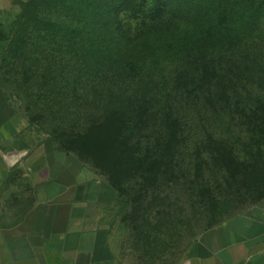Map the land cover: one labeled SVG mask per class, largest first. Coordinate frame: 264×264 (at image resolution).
Instances as JSON below:
<instances>
[{"label":"trees","instance_id":"trees-1","mask_svg":"<svg viewBox=\"0 0 264 264\" xmlns=\"http://www.w3.org/2000/svg\"><path fill=\"white\" fill-rule=\"evenodd\" d=\"M227 2L195 0V5L182 7L180 20H175L192 24V46L188 49L184 45L188 43H184L169 55L158 57L145 45L126 47L125 43L134 37L122 27L112 24L105 30L101 24L97 26L98 13L94 9L101 5L100 0H28L17 16L13 36L2 46L0 58L10 59L11 55L23 71H34L39 76L35 95L28 100V111L32 107L39 109L41 118L47 112L59 122L63 136L105 143L103 158L130 169L123 178L108 171L102 173V179L117 194L125 190L123 196L134 207L136 192L147 195L153 189L154 195H160L154 183L158 176L177 177L176 172L186 160L202 156L200 146L216 140L215 131L210 134L205 124L209 113L200 108L202 96L212 95L211 88L210 93H202L203 86H212L217 80V94L224 97L226 90L233 88L237 96L238 88H245L248 81L264 79V0ZM165 6L150 3L147 16ZM102 12L111 15L108 5ZM216 43L224 51L218 69L212 64ZM198 46L203 49L194 51ZM149 59L154 70L147 74L143 66ZM2 67L3 64L0 70ZM153 77H162L164 82L143 81ZM263 88L259 87L260 92L247 89L249 102L236 99L238 105L246 104V128L241 126V130L233 132L235 146H252L264 139V112L254 114H258L256 106L261 102ZM30 124L33 126L34 120ZM89 160L104 171L97 159ZM194 169L188 177L184 175L187 181L198 171ZM120 198L116 195L115 201ZM33 200L34 191L32 201L16 223Z\"/></svg>","mask_w":264,"mask_h":264},{"label":"rangeland","instance_id":"rangeland-1","mask_svg":"<svg viewBox=\"0 0 264 264\" xmlns=\"http://www.w3.org/2000/svg\"><path fill=\"white\" fill-rule=\"evenodd\" d=\"M27 1L0 0V52L2 46L6 44V39L13 36L17 16L21 14ZM100 1L101 5L94 9L98 13L95 18L96 25L101 24L105 30H109L112 24L116 27L118 25L130 32L134 39L125 43L128 48L145 45L147 51L157 52L158 57H162L169 55L171 50L184 43H188L184 44L188 49L192 46L190 41L193 37V31L190 30L192 24L187 25L178 20L181 17L182 7L195 5V0ZM155 1L167 6L161 8L158 13L152 12L147 16L149 13L146 10L147 5ZM232 1L228 0L229 3ZM140 2H144V5ZM90 4L92 5V2ZM106 5L111 10V15L102 12ZM101 14L104 17L100 18ZM97 47L101 49V45ZM197 48L194 47V51L203 49L201 46ZM214 51L212 64L213 68L218 69L224 51L220 44L216 45ZM1 64L3 67L0 70V85L7 100L25 115L29 123L34 120L35 124L32 127L38 131L41 139L53 141L58 149H65L75 158L80 155L82 162L77 159L86 171L101 179L102 173L108 171L120 178L130 171L129 168L122 165L115 166L113 162L103 158L102 145L105 143L99 144L92 138L81 136L68 137L66 134L63 136L61 129L58 128L59 122L47 112L43 113L41 118L39 109L32 107L28 111V100L35 95L39 76L37 74L35 76L34 71H23L18 60L11 55L10 59L0 58ZM143 68L148 74V71L154 70V64L150 59L146 60ZM155 72L153 74L156 76ZM158 79L145 78L143 81L151 84L164 82L162 77ZM175 83L183 82L176 80ZM217 83L218 81L215 80L212 86L201 88L202 93L203 91L210 93V88L212 91L211 96L210 94L202 96L200 108L208 111L209 117L206 118L205 124L209 133L215 131L216 138L210 144L200 146L202 156L197 160H186L185 165L176 172L177 177L172 175V178L168 176V179L158 176L154 183L160 195H154L153 189L147 195H139L136 192L134 207H131L126 196H123L125 190L115 194L120 195L121 198L116 199L107 211L105 219L110 226L111 243L118 257V264H180L187 257L189 248L202 231L246 214L264 200V139L260 144L257 142L251 144L252 146L239 147L235 146L233 136V132L241 130V126L243 130L246 128L244 116L246 104L238 105L236 99L249 102L247 89L260 92L259 87H264V79L262 82L259 79L248 81L245 88L243 86L238 88L237 96L233 88L226 90L224 97L217 94ZM260 95H262L261 102L256 106L258 114L254 112L255 115L264 112V91ZM181 121L185 123V119L182 118ZM41 122L43 123L40 126ZM53 131L56 134H53ZM201 138L204 139L205 136ZM91 157L103 165L104 171L96 168L93 161L89 160ZM197 165L201 167L199 170ZM194 168L198 171L193 177L191 176L192 178L189 179L191 181H187L184 175L193 173ZM131 171L134 173L136 170L132 168ZM155 173H158L156 169ZM139 181L137 177V182ZM33 187L23 170L16 166L11 169L0 188V227L16 223L23 215L32 201Z\"/></svg>","mask_w":264,"mask_h":264},{"label":"crops","instance_id":"crops-1","mask_svg":"<svg viewBox=\"0 0 264 264\" xmlns=\"http://www.w3.org/2000/svg\"><path fill=\"white\" fill-rule=\"evenodd\" d=\"M14 166L34 200L20 222L0 227V264H118L105 219L115 190L41 139L0 86V188ZM180 264H264V200L202 231Z\"/></svg>","mask_w":264,"mask_h":264}]
</instances>
